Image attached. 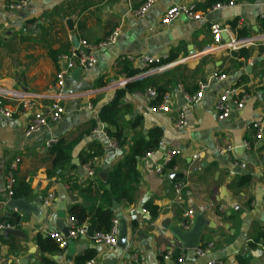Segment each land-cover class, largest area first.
I'll use <instances>...</instances> for the list:
<instances>
[{
	"label": "crops",
	"instance_id": "crops-1",
	"mask_svg": "<svg viewBox=\"0 0 264 264\" xmlns=\"http://www.w3.org/2000/svg\"><path fill=\"white\" fill-rule=\"evenodd\" d=\"M143 1L29 0L22 11H9L0 0V92L44 94L54 85L60 69L50 58V51L66 53L81 40L94 45L112 31H120L113 45L92 52L97 60L93 68L82 70L76 78L74 70L68 74L66 98L61 102L64 115L59 122L26 136L29 115L0 117V223L9 224L15 233L7 238L0 233V264H79L90 256L95 264H130L134 253L144 256L149 264H162L158 258L169 249L181 253L163 224L182 226L187 211L194 212L195 208L200 209L206 221L200 246L211 243L213 249L204 258L185 251L181 263L163 260V264H206L211 260L264 264V133L263 140L257 141L256 131L251 128L260 124L263 129L264 121V103L258 99V94L264 92V46L252 42L264 35V0H232L233 6L204 13L199 21L180 17L168 27L159 21L170 7L197 5L202 0H157L144 18L137 19L131 12ZM234 21L235 28L230 25ZM212 24L225 29L228 42L221 38L222 45L234 40L251 41L252 45L205 54L212 46ZM240 30L247 35L239 37ZM240 49L248 50L246 60L231 56ZM140 55L160 57L162 61L172 55L176 60L161 63L168 66L159 71L143 74L137 62ZM214 72L225 74L226 79L212 81L198 104L186 103L183 93H196L197 83ZM129 73L133 75L128 82L146 78L166 86L165 93L171 96L170 110L156 112L145 92L125 96L118 122L121 138L118 149L113 150L107 147L102 134L105 126L97 120V113L116 89L124 87ZM231 87L240 88L249 99L242 110L232 109L228 118L218 121L215 102ZM88 94L92 96L91 110L85 109ZM38 104L44 107L48 102ZM178 113L185 115V129L175 126ZM109 131L115 128L109 127ZM155 134L157 146L150 152L152 157L143 156L137 164L135 202L119 204L113 211L114 219L120 214L126 222V247L94 245L87 236L55 252L41 250L40 242L48 239L47 233L59 232L57 220L67 226L72 206H98V185L106 183L100 180L99 173L107 176L134 141L143 138L148 142ZM50 139L63 140L70 146L73 168L63 175L79 185L93 182L90 197L71 194L65 178L47 176L52 156L45 144ZM248 142L252 147L245 149ZM216 147L232 148L230 156L218 154ZM95 150L101 151V156L96 176L88 179L84 173H77L76 166ZM175 150L178 155L158 174L155 165L163 162L167 152ZM202 150L209 153L193 161L192 156ZM16 159L19 163L14 171V187L29 186L30 194L21 198L27 203L41 199L40 216L5 206L9 200L5 177ZM233 163L246 167L242 170ZM177 187H181L179 200ZM48 193L53 194L54 201L45 207L42 200ZM70 196L78 201L72 202ZM146 204L157 207L156 218H150Z\"/></svg>",
	"mask_w": 264,
	"mask_h": 264
},
{
	"label": "built area",
	"instance_id": "built-area-1",
	"mask_svg": "<svg viewBox=\"0 0 264 264\" xmlns=\"http://www.w3.org/2000/svg\"><path fill=\"white\" fill-rule=\"evenodd\" d=\"M157 0H144L143 3L137 8L134 9L131 14L133 17L137 19L144 18L147 12L153 7ZM7 9L9 11H22L25 9L29 3V0H21V1H14V0H3ZM233 6V2L230 1L224 4H217L213 6L207 13H210L214 10H220L227 7ZM203 12L197 8L196 4L191 5H177L170 7L161 17L159 23L161 26L168 27L170 26L175 20L180 17H185L188 20L192 21H199L203 18ZM264 19V17H262ZM211 36H212V46L208 52V54L213 51H220V50H236L240 47L250 46L252 42L255 44H261L264 46V35L256 38L255 40L246 41V42H237L231 41L226 45H222L221 42V35L225 32V29L220 27L219 25L212 24L209 27ZM119 30H114L110 34H108L102 41L97 44H89L85 40L79 41L77 46H72L69 51L66 53L59 54L56 58V64L60 66V69L57 71L55 75V82L54 85L47 89L44 94L41 95H30L20 92H0V117L3 118H12L14 114L21 113L29 115V122L26 128L25 135L32 136L33 134H38L46 129L49 125H53L59 122L64 115V109L61 107V102L66 98L64 94V89L66 85V77L68 74L76 69L80 68L82 70L91 69L97 64V60L92 52L95 50L104 49L113 45L118 37H119ZM262 56L264 57V51ZM162 59L160 57H154L149 55H140L137 58L138 66L143 74H149V72L153 73L155 71H159L168 65L161 64ZM226 79L225 74L221 73H211L207 76L204 81H200L197 83V91L193 95L183 93V97L186 103L196 105L204 98V92L207 89L208 85L212 81H223ZM129 79L125 80L124 83L126 84ZM147 96L154 100L156 98V93L153 90H149L146 92ZM91 94L85 95L86 106L85 109L91 110L92 104ZM249 99V96L245 94L243 90L238 87H231L225 89L217 98V101L214 105V115L218 121H222L228 118L232 112V109H236L240 111L243 109L246 101ZM39 101H46L48 102L47 105L44 107H39ZM170 103H171V96L169 94H164L161 98V101L153 106V109L158 113H167L170 110ZM175 126L179 129H185L187 126V121L185 115L183 113H178ZM253 130L256 131L255 139L257 141L263 140V131L260 124H253L251 127ZM102 134L106 140L107 147L109 149L116 150L118 149L117 143L110 139L106 132L103 130ZM57 140L50 139L46 142L45 148L48 150L53 144H55ZM245 149H249L250 146L248 143L244 144ZM232 148L227 147L221 149L216 147V152L222 156L229 157ZM178 151H170L164 157L162 163L155 165V171L158 174H161L165 167L171 162V159L178 155ZM208 150H202L195 153L192 156L193 161H199L202 159L206 154H208ZM146 158H151L152 153H147L145 155ZM99 158L93 157L88 161L82 162L80 167L84 175L88 179H92L96 176V166L98 163ZM19 163V159H16L9 167L6 177H5V189L7 192V197L12 199L13 196V189L15 186V176L14 171L16 166ZM234 166L245 169V164H237L233 163ZM181 187H177L176 195L178 200L180 199ZM54 201V196L52 193H48L47 196L42 200V204L45 207H50L51 203ZM185 222L182 225V228L188 230L192 223L193 211L188 210L185 214ZM67 236L64 237L60 232H50L47 233V237L50 238L59 249H64L68 245V242L76 240L81 237H87V228L85 225H77L76 221L68 217L67 219ZM117 229H118V222L116 219L112 221V227L109 232L107 233H94L90 239L94 245L104 246L107 248H114L117 243ZM11 230V226L5 222L0 223V233ZM177 243V242H176ZM177 249L181 251L179 259L177 262L181 263L183 259V255L186 250H183L180 245L177 243ZM213 249V245L211 243L206 244L204 246H200L197 249L191 250L189 253H192L197 258H204L206 257L211 250ZM173 250L169 249L168 252L164 254L163 260L170 261L172 260ZM83 264H95V260L91 259L86 261ZM130 264H149L146 258L139 254H132L130 256ZM206 264H228L224 261H208Z\"/></svg>",
	"mask_w": 264,
	"mask_h": 264
},
{
	"label": "trees",
	"instance_id": "trees-1",
	"mask_svg": "<svg viewBox=\"0 0 264 264\" xmlns=\"http://www.w3.org/2000/svg\"><path fill=\"white\" fill-rule=\"evenodd\" d=\"M16 2L21 0H14ZM232 0H202L197 4V8L203 13H207L213 6L217 4L228 3ZM253 1V0H246ZM231 27L235 28V21L232 22ZM245 34L242 30L238 31L239 37H244ZM263 53V50L261 54ZM58 51H50V58L56 62L58 56ZM232 57L243 58L246 60L249 57L248 50L240 49L236 52L231 53ZM176 60L175 56H170L161 63L169 64ZM133 73L128 74V79L132 77ZM149 90H153L156 93V98L153 100L152 106L157 105L166 91V86L157 85L149 79H142L134 82H127L123 88L116 89L112 98L104 104L97 113V120L105 126L104 131L106 135L113 139L119 146V140L121 138V130L118 128V122L120 119V114L122 113V99L132 93H146ZM109 127H114L115 131H109ZM154 133L157 134V131ZM156 134L152 135L150 141L145 142L142 139L133 142L132 146L128 152L123 156V158L114 166V168L107 172L106 183H99L97 189V202L98 206L84 207L75 204L69 209L68 216L76 221V224L86 225L87 236L90 238L94 233L101 232L107 233L112 227V220L114 219V213L111 211V203L115 201L118 204L132 205L135 202V193L138 188L139 175L137 172V164L140 158L150 153L152 149L157 146ZM255 138V135H254ZM249 146L252 144L248 142ZM49 155L52 156L51 169H49L46 174L48 177L60 176L63 179L65 176L63 173L65 171H72L73 166L70 163V146L63 140H57L48 149ZM101 151L95 150L93 153L87 154L82 162L88 161L93 157H100ZM247 179V178H246ZM243 180V179H242ZM65 184L68 185V191L71 194H76L78 196L90 197L93 192L94 183L87 181L85 185H79L76 181L72 180L70 176L64 179ZM106 185L109 186V190H106ZM30 194V188L26 184L18 185L13 189V198L21 199L26 198ZM145 208L151 219L157 217L158 209L156 206L151 204H146ZM19 221V218H18ZM132 228H135V224L132 223ZM40 248L43 251L55 252L56 249L59 250L58 246L50 239L43 240L40 242ZM179 252L174 250L172 254V260L177 262L179 259ZM164 255L160 256L159 262L163 264ZM93 256L87 257L86 260L81 261L79 264H83L85 261L92 259Z\"/></svg>",
	"mask_w": 264,
	"mask_h": 264
},
{
	"label": "water",
	"instance_id": "water-1",
	"mask_svg": "<svg viewBox=\"0 0 264 264\" xmlns=\"http://www.w3.org/2000/svg\"><path fill=\"white\" fill-rule=\"evenodd\" d=\"M221 38L223 41L228 42V37L222 33ZM82 71L80 68L74 69L72 73L74 78H76L79 73ZM258 99L264 103V92L258 94ZM264 133V121H263V129ZM106 168V166H104ZM77 173L79 175H83L82 168L78 165L76 166ZM98 177L102 182L106 180L105 172H100ZM106 190H109V186L107 185ZM69 199L72 202H77L78 199L75 196H70ZM40 205L41 199L36 198L33 203H27L21 199H9L6 203V208L8 210H19L24 213L34 214L36 216H40ZM86 205V203H83ZM120 205L115 201L112 202L111 211H115ZM141 212V209H139ZM117 222H118V229H117V243L116 245L120 246L121 248L126 247L127 243V226L126 222L124 221L122 215H117ZM55 226L60 233L64 237L67 236V228L64 226V223L61 219L55 222ZM206 227V221L203 217L202 212L200 209L195 208L192 217V223L188 230H185L180 225H172L170 223L163 224V228L171 235V237L180 245L183 250L190 252L191 250L197 249L201 245V239L203 235L204 228ZM4 237L7 238L9 235L13 236L15 233L12 230H6L2 232ZM14 248V247H13Z\"/></svg>",
	"mask_w": 264,
	"mask_h": 264
}]
</instances>
